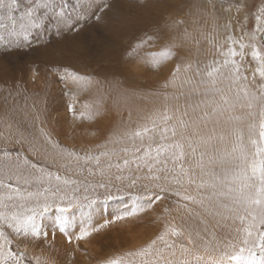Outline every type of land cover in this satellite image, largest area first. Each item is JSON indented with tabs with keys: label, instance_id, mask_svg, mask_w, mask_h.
<instances>
[{
	"label": "rangeland",
	"instance_id": "1",
	"mask_svg": "<svg viewBox=\"0 0 264 264\" xmlns=\"http://www.w3.org/2000/svg\"><path fill=\"white\" fill-rule=\"evenodd\" d=\"M263 2L206 0L208 7L204 14L190 17L187 0H110L111 8L100 13L99 21L92 19L78 32L62 39L53 35L51 43L8 50L0 43V160L7 149L13 162L17 155L26 156L30 162L54 174L83 180L60 167L67 161V152L97 155L122 148L124 144L108 141L129 130H141V125L148 124L149 103L144 96L152 78L159 74L147 57L148 53L157 51L149 40L154 34L152 21L157 6L162 9L160 16L164 23L183 20L188 30L200 39L199 49L193 46L194 61L203 64L228 59L229 67H232L231 61L235 59L242 86L263 90L264 78L255 72L260 64L249 54L256 45L264 55V34H251L255 9ZM20 3L23 7L26 0H20ZM213 4L215 9L211 7ZM226 24L229 25L227 31ZM131 25L134 31L124 39L122 31ZM205 36L210 37L212 43H206ZM241 45L247 47L241 48ZM232 50L238 53L234 58L229 55ZM173 62L162 65L171 66ZM63 67L90 78L91 82L69 80L65 84L61 80L65 75ZM57 68H60L59 72ZM134 93L137 100L133 99ZM70 105L73 111H69ZM127 146L131 147V142ZM61 150L65 155H60ZM127 183L125 179L120 192L112 188L111 198L103 188L89 189L88 195L94 202L81 201L84 206L73 208L69 213L52 208L40 221L48 233L46 238L21 235L14 239L13 251L24 253L21 264H108L110 260L141 264L144 257L134 253L153 240H157V247L162 249L165 259H172L177 264L187 259L191 264H197L196 255L204 254L206 244L223 247L236 235L238 220L233 223L231 219L197 217L192 211L196 206L180 199L185 194L196 195L194 185L186 189L173 184V191H178L179 196L165 193L164 199L153 201L152 207L138 216L116 220V216L132 207L148 203L142 198L140 187L146 181L133 189H128ZM3 194L4 190L0 189V195ZM61 217L69 220L68 233L73 234L72 242L59 231L57 220ZM105 221L113 222L86 239L75 240L79 230L89 223L100 227ZM172 226L182 230L184 235L174 237L169 232L165 239L175 247L168 249L158 238ZM189 233L196 240L195 247L188 244ZM182 244L190 249L188 254L182 252Z\"/></svg>",
	"mask_w": 264,
	"mask_h": 264
},
{
	"label": "snow or ice",
	"instance_id": "2",
	"mask_svg": "<svg viewBox=\"0 0 264 264\" xmlns=\"http://www.w3.org/2000/svg\"><path fill=\"white\" fill-rule=\"evenodd\" d=\"M207 7L206 0H187V15L202 16ZM211 7L215 9L214 4ZM110 8V0H26L23 7L20 0H0V43L6 50L51 43V36L62 39L76 33L88 21H99L100 13ZM224 27L227 31L229 25ZM205 42L212 43V39L205 36ZM154 43L163 50L147 54L150 64L159 67L164 62H175L170 72L171 83L181 93L164 96L165 100L185 99L184 105L176 106L178 115H169L167 110L153 114L151 127L145 124L141 130H129L108 141L124 144L122 148L97 155L67 152V161L60 167L83 180L54 174L26 156L17 155L13 162L11 153L7 149L3 151L0 189L5 194L0 195V264H21L24 253L13 251L14 239L21 235L47 237L40 221L52 208L69 213L73 208L83 207L81 201L94 202L88 195L89 189L103 188L111 198V189L120 192L125 179L128 189L146 181L140 187L142 198L148 203L132 207L116 216V220L138 216L151 208L153 201L164 199L165 193L179 196L172 185L183 188L187 179L189 185L195 184L196 195L185 194L180 199L196 206L192 211L197 217L239 221L236 235L223 247L206 244L204 254L196 255L197 264H264V90L242 86L235 59L231 61L232 67L228 59L203 64L194 61L193 46L198 50L200 39L188 30L183 20H172L155 37ZM229 55L234 58L238 53L232 50ZM252 58L261 62L259 75L264 78V55L254 48ZM63 71L61 80L65 84L69 80L91 82L67 67ZM164 87H169L167 79ZM72 98L75 100V96ZM69 111H73L72 105ZM128 142L131 147L127 146ZM60 155H65L63 150ZM97 176L99 179H95ZM111 222L105 221L100 227L89 223L79 230L75 240L86 239ZM57 224L59 231L72 242L68 218L61 217ZM169 232L174 237H182L184 233L172 226L159 236L168 249H174L175 245L165 239ZM188 244L196 246L191 233ZM181 249L185 254L190 252L183 244ZM134 255L144 257L141 264H177L164 258L157 240ZM108 264H121V261L110 260ZM179 264L191 262L184 259Z\"/></svg>",
	"mask_w": 264,
	"mask_h": 264
},
{
	"label": "bare ground",
	"instance_id": "3",
	"mask_svg": "<svg viewBox=\"0 0 264 264\" xmlns=\"http://www.w3.org/2000/svg\"><path fill=\"white\" fill-rule=\"evenodd\" d=\"M158 7L159 6L155 7L154 13H153V21H152V23H153V32H154V34L152 36L153 39L151 40V42L153 44V47H157V51H161L163 49L160 47L159 44H155L154 43V39H155L156 36H158L160 34L161 30L166 25H168L169 23H164L163 22V20H162V18L160 16L161 13H162V9H160ZM263 15H264V2L262 4H260L255 9V13L253 15L252 24H251V25H253L251 34L257 35V36L258 35L263 36V34H264V20H263ZM133 31H134V28H132V25H131V27L130 26H128V27L126 26L125 30L122 31L121 36L125 39L127 37V35L129 33L133 32ZM254 48L255 49H258V47L255 45L253 48H251L249 50L250 58L253 61L257 62L258 64H261L260 61L254 60L252 58V51H253ZM172 68H173V65L169 66V65H165V64L162 65V66L157 67V70L155 72H159V74H158V76L156 75L154 78H152V80L150 81L149 88H148V93L144 96V99L147 100L148 103H149V105L147 104L148 105V108L147 109H148V112L150 113V117L153 114L163 113L166 110H167V112H168L169 115H178V113L175 112V109H176L177 104H179V105L182 106V105H184L186 103V101H185V99L183 97H181V99L179 101H176V100L171 99V98L168 99V100H165V96H164L165 93H167L170 97L176 96V95H180V93H181V89L178 86H173L172 83H171L172 77L170 76V72H171ZM259 69H260V67L255 70V72L258 73V75H259ZM166 79L169 81V87L168 88H165L164 87V84H165V80ZM176 84L179 85V81H177ZM262 86H263V90H264V81L262 82ZM133 99L137 100L136 99V93H134ZM137 103H138V101H137ZM138 104H140V103H138ZM150 117H148V118H150ZM143 118H145V117H143ZM141 124H142V122H141ZM148 124L151 125L150 124V120L148 121ZM143 126H144V124H143ZM143 126L141 125L140 127H143ZM161 126H162V124H161ZM183 184H184L183 187L186 188V189L189 188L188 186H193V185L195 186V184L189 185L188 182H187V179L184 180ZM181 192H182V190H181ZM163 215H165V214H163ZM171 225L172 224H170V226Z\"/></svg>",
	"mask_w": 264,
	"mask_h": 264
}]
</instances>
